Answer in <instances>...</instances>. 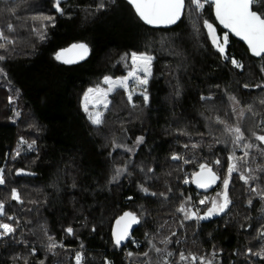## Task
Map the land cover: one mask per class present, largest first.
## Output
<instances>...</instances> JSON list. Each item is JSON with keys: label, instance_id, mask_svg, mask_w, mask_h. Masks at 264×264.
<instances>
[{"label": "trees", "instance_id": "1", "mask_svg": "<svg viewBox=\"0 0 264 264\" xmlns=\"http://www.w3.org/2000/svg\"><path fill=\"white\" fill-rule=\"evenodd\" d=\"M101 2L103 8L98 7ZM53 3L0 0V31L12 41L0 49V56L5 57L0 60V167L6 179L0 186V201L6 205L0 221L17 229L0 238V264H24V257L28 264H75L77 252L83 255L82 264H101L104 250L109 251L111 264H124V254L141 264H163V254L150 247L148 240L173 253L168 257L170 264H191L179 261L181 251L205 258L217 253L214 264L224 260L234 264L238 259L241 264H264V256L252 255L260 251L246 238L231 241L250 221H264V199L251 191L264 190V172L255 171L257 179L249 184L239 179V173L233 174L228 188L231 205L226 213L209 220L213 225L226 222L221 228L201 234L198 229L204 220L183 221V214L176 211L190 196L203 214L208 205H199V200L221 189L233 146L217 117L230 126L239 124L246 142L258 146L248 150L240 169L264 168V144L251 135L253 131L264 135V57L254 56L241 38L229 34V59L225 60L203 28V21L208 20L218 34L225 32L208 4L199 14L187 9L170 27H150L127 0H61L63 13L56 12ZM253 10L264 13V0ZM40 16L54 18L43 22V40L34 31L40 29L41 21L32 19ZM8 24L13 25L11 31ZM73 43L87 44L89 55L72 64L59 62L57 51ZM133 51H147L155 57L146 85L149 102L144 103L138 88L132 107L124 90L117 89L108 97L111 103L103 123L93 125L81 107L86 88L97 85L105 75H126L128 68L121 57ZM233 58L242 69L231 63ZM202 96L211 98L201 100ZM236 109H244L240 123ZM138 136L144 142L133 153L113 147L122 139L132 147ZM20 138L35 145L32 150L27 144L20 147L21 155L13 160ZM173 154L190 162L174 161ZM236 155L243 152L236 149ZM218 158L219 166L211 163ZM128 161V174L109 183L115 167ZM202 163H209L221 178L205 193L183 182L186 177L191 180ZM149 168L153 171L147 172ZM17 169L26 174L17 175ZM139 185L157 195L145 194ZM12 188L18 189L23 203L10 199ZM125 211L136 213L141 222L117 247L111 226ZM7 216L16 220L9 221ZM230 223L237 227L231 228ZM68 227L74 235L64 231ZM49 236L63 247L49 251ZM165 237L171 242L161 243ZM18 255L21 259H14Z\"/></svg>", "mask_w": 264, "mask_h": 264}, {"label": "snow or ice", "instance_id": "2", "mask_svg": "<svg viewBox=\"0 0 264 264\" xmlns=\"http://www.w3.org/2000/svg\"><path fill=\"white\" fill-rule=\"evenodd\" d=\"M128 2L133 6L135 13L137 16L147 25L160 26V25H172L175 24L179 19H181L183 13L187 9H191L193 12L199 14L205 8V5H211L214 7L215 18L219 22L220 25L223 26L227 31L224 32L223 37H219L216 34V27L209 23L208 20L203 21V28L206 30L207 39L211 42L212 46L216 48V50L221 54V56L228 60L229 57L226 54V47L228 44L229 34H235L240 37L243 41H245L248 45L250 52L256 57H264V13H258L257 11H253L252 7L258 0H128ZM61 0H54L53 8L58 13H63V9L60 7ZM99 8L104 7V3L101 2L98 6ZM8 11L12 12L14 9H8ZM33 20L41 21L40 29H34L37 31V34L41 40L45 38L44 32L46 31V25L43 23L44 21H48L51 23L54 18L51 16H40V17H32ZM7 28L9 31L13 29L12 24H8ZM0 49L5 48L8 43H12V41L8 38L7 35L3 31H0ZM69 52H73L75 59L66 58V54ZM89 47L85 43L73 44L67 49H61L59 52L55 54V58L57 60H62L64 63H75L76 60H83L89 55ZM5 59L4 56H0V60ZM155 59L154 56L150 55L147 51L144 52H136L133 51L131 53H126L121 57V61L125 62V67L128 68L127 74L124 76L113 77L105 75L94 88H89L84 94V99L82 100L81 106L84 108L85 112L88 113V119L93 125H101L103 123L104 112L94 111L89 112L88 105L92 104L93 108H96L99 105H102L104 110L107 111L111 101L108 99L109 95L114 93L117 89H123L127 94V101L132 106L136 105L133 103V95L136 93L137 89L140 88L142 91L140 94L143 96V101L145 104L149 102V96L147 95L146 85L149 82V78L152 74V62ZM130 60V63L128 61ZM231 63L236 68H243V65L237 61L236 59H232ZM264 71V69H262ZM3 72V69H0V73ZM134 84V87H129V84ZM101 84L107 85L106 88L101 87ZM247 87V85H245ZM211 97H201V100H207ZM235 103H239L236 101L235 97H231ZM9 103H12V97H9ZM261 103H264L262 101ZM235 110V109H234ZM247 111H252V106H249ZM17 116L20 113H16ZM255 115V113H253ZM239 116L243 118L244 109H241L239 112ZM216 122L218 124L224 125V131L231 137V144L233 146L232 151L230 152L227 158V175L223 178L222 184L223 188L221 192H218L215 197L209 198L208 196H204L203 199L199 200V205H209L206 211L203 214L200 213V208L195 205L192 201V198L186 197L185 200L180 204V206L176 209L177 212L183 214V221H191L195 220L197 222L201 220H207L213 216L221 215L226 213L232 201L228 196V188L231 182V177L234 173H239V179L245 184H249L250 181L257 179V177L253 174L255 171L264 172V168H258L256 170L251 168H245L243 170L240 169V162H246L249 157V149L258 147L253 143L246 142V137L244 131H242L241 126L237 124L236 126L228 125L224 120H221L220 117L216 118ZM186 134V133H184ZM251 135L255 138V140L259 141L260 144H264V135L257 134L256 132H252ZM144 142L143 136H138L136 141L132 147H128L127 145H120L113 143L114 148H122L124 151L128 153H133L139 145ZM27 144V149L32 150L35 141L31 143H27L23 138H20L18 142V150L12 159H16V157L21 155L20 147ZM188 145H185L187 148ZM193 148L196 145H192ZM236 149H240L243 152L242 156L236 155ZM261 154L264 155V149H261ZM172 160H184V158L180 155L173 154L171 157ZM190 161L184 160V163H189ZM131 161H128L124 166H117L114 169V175H112L109 179V183H115L119 181L125 174H128V165ZM212 164L219 166L221 164V160L218 158ZM201 171L192 173L193 179L189 181L187 177L184 179V183H195L200 189H209L213 185L220 180V176L217 175L216 171H213V168L209 165V163H202L199 165ZM143 171V169H141ZM151 168L147 169V172H152ZM5 169L0 167V186L6 184V179L4 175ZM17 175L26 174L24 169H17ZM30 174V173H27ZM140 191L145 194H151L153 196L157 195L156 193H149V189L144 187L143 185H139ZM171 191V189H169ZM252 192L256 193L261 199H264V190L258 188H252ZM159 195H166L164 193H160ZM11 200L16 201L17 203H23L21 195L16 188L11 189ZM248 204H252V200L248 201ZM5 202L0 201V217L5 215ZM7 220L15 221L16 218L14 216H7ZM183 221L180 223V227L184 226ZM141 222V217L137 216L136 213L133 212H124L122 216L118 217L116 220L115 226L112 228V237L114 245L119 247L121 243L126 239L130 238V229H132L133 225H137ZM19 224V221H16ZM43 227V226H42ZM16 227L13 226L12 223H5L0 221V238L11 236L16 232ZM45 234L47 235V230L44 228ZM64 231L68 235H74V229L68 227L64 229ZM148 234L145 233V236ZM176 233L173 232L172 236H175ZM258 236L264 238V230L258 232ZM49 243L47 248L49 251H52L55 247L60 246L63 247L62 244L58 245L57 242L53 239V237H48ZM171 241L168 237H165L161 243L168 244ZM133 243L135 241L133 240ZM149 246L152 247L156 252L163 254V264H170L168 257L173 255L172 252L167 251L166 249L157 248L152 240H148ZM179 243V241H177ZM249 253H252L251 249H248ZM32 254H35V248L32 249ZM129 257L133 255V253H127ZM143 255L147 256L148 253H144ZM217 253H213L211 258H205L203 256H196L194 254L189 253L185 255L183 251L179 253V261L187 262L191 261V264H196V261L199 260L200 264H214V257ZM252 255L264 256V248L261 249L260 252L252 253ZM14 259H21L18 255ZM24 259V264H28V260L26 257ZM83 256L80 252L76 253L75 256V264H82ZM43 264V261L40 262ZM104 264H111L109 261H105Z\"/></svg>", "mask_w": 264, "mask_h": 264}, {"label": "rangeland", "instance_id": "3", "mask_svg": "<svg viewBox=\"0 0 264 264\" xmlns=\"http://www.w3.org/2000/svg\"><path fill=\"white\" fill-rule=\"evenodd\" d=\"M216 34L221 38L224 35V34H221V35L218 34L217 31H216ZM95 86L96 85L87 87L86 91H87V89L94 88ZM101 87L106 88L107 85L101 84ZM85 92H84V94H85ZM84 94H83L82 100L84 99ZM81 104H82V101H81ZM82 109L88 118V113L85 112L83 107H82ZM88 109H89V112H94V111L104 112L105 111L102 105H99L96 108H93L92 104H89ZM240 110L236 109L238 123H240L242 121V118L239 116ZM261 135H263V134H261ZM118 144L125 145V143L123 142V139L119 140ZM221 185H222L221 189L218 190L217 192H215L214 194H212V196H209V194H206L205 196H208L209 198L215 197L218 192H221V190L223 188V184H221ZM208 206H210V204ZM253 210H254V206H253ZM261 210H262V212H264V206L262 207ZM213 217H215V216H213ZM213 217H211V218H213ZM211 218L204 220L206 223L200 224L199 229H198L199 233L202 234L203 232H208V231L214 230L216 228H221V227L225 226V224H226V222H221L219 225H213V222L209 221ZM229 226L231 228H236L237 224H231L230 223ZM263 226H264V221L262 219L253 220L252 224L250 221V223H248L246 226H244V232L242 234H237V236H233L231 241L233 242L236 238L241 239V240H242V238H244V239L246 238L247 242L252 243V246H254L255 250L261 251V249L264 248V240H262V238L260 236H258V232H260V229L263 228ZM103 253H104V259L102 260L101 264H104L105 261H109V259L107 258V256L109 255V251L104 250ZM223 264H227L226 260L223 261ZM234 264H241V261L238 259L236 262H234Z\"/></svg>", "mask_w": 264, "mask_h": 264}, {"label": "water", "instance_id": "4", "mask_svg": "<svg viewBox=\"0 0 264 264\" xmlns=\"http://www.w3.org/2000/svg\"><path fill=\"white\" fill-rule=\"evenodd\" d=\"M127 2H128V0H127ZM129 3V2H128ZM130 4V3H129ZM131 5V4H130ZM132 6V5H131ZM133 7V6H132ZM134 9V8H133ZM252 10H253V8H252ZM135 11V10H134ZM254 11V10H253ZM213 14H214V18H215V12H214V7H213ZM180 20V19H179ZM178 20V21H179ZM215 20H216V18H215ZM142 21V20H141ZM177 21V22H178ZM143 22V21H142ZM176 22V23H177ZM216 22H217V24L222 28V29H224L223 28V26L222 25H220L219 24V22L216 20ZM144 23V22H143ZM175 23V24H176ZM145 24V23H144ZM147 25V24H146ZM172 25H174V24H172ZM172 25H160V26H153V25H148V26H150V27H170V26H172ZM225 31H227L226 29H224ZM230 34H232V33H230ZM232 35H234V36H236L235 34H232ZM240 38V37H239ZM245 42V41H244ZM73 44H79V43H73ZM73 44H70V45H68V46H66V47H64V48H62V49H67V48H69L71 45H73ZM245 44H246V46H247V48H248V45H247V43L245 42ZM249 49V48H248ZM61 50V49H60ZM60 50H58L57 52H59ZM250 51V50H249ZM252 54V53H251ZM66 58H71V59H75V57H74V54H73V52H69V53H67L66 54ZM59 62H61V63H64L62 60H58ZM79 61H81V60H76V62H79ZM75 62V63H76ZM64 64H69V63H64ZM70 64H72V63H70ZM199 171H201V170H198L197 172H199ZM193 179V177H191V180ZM192 184V186L194 187V189H196L197 191H199V192H209V191H211L213 188H214V186L215 185H213L211 188H209V189H200V188H198L197 187V185L195 184V183H191ZM125 212H129V211H125ZM124 213V212H123ZM123 213H121L119 216H117L115 219H114V221H113V223H112V226H111V236H112V228H113V226H115V224H116V220H117V218L118 217H120V216H122L123 215ZM263 216H264V214H263ZM136 226L137 225H133V227H132V229H130V237H131V235H132V233L134 232V230H135V228H136ZM112 239H113V237H112ZM128 239H126L125 241H123L122 243H125L126 241H127Z\"/></svg>", "mask_w": 264, "mask_h": 264}, {"label": "built area", "instance_id": "5", "mask_svg": "<svg viewBox=\"0 0 264 264\" xmlns=\"http://www.w3.org/2000/svg\"><path fill=\"white\" fill-rule=\"evenodd\" d=\"M258 2H259V0H258ZM256 4H258V3H256ZM255 4V5H256ZM254 6V5H253ZM253 8V7H252ZM188 179V178H187ZM189 181H191L190 179H188ZM185 184V183H184ZM189 184V183H188ZM188 184H186V185H188ZM138 245H136V247H137ZM124 264H141L140 262H138V261H135V260H131V259H129L125 254H124Z\"/></svg>", "mask_w": 264, "mask_h": 264}, {"label": "flooded vegetation", "instance_id": "6", "mask_svg": "<svg viewBox=\"0 0 264 264\" xmlns=\"http://www.w3.org/2000/svg\"><path fill=\"white\" fill-rule=\"evenodd\" d=\"M225 31V30H224Z\"/></svg>", "mask_w": 264, "mask_h": 264}]
</instances>
